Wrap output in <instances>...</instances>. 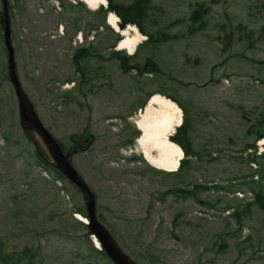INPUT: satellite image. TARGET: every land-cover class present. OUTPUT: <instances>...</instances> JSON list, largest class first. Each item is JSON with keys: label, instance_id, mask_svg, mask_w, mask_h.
I'll use <instances>...</instances> for the list:
<instances>
[{"label": "rangeland", "instance_id": "rangeland-1", "mask_svg": "<svg viewBox=\"0 0 264 264\" xmlns=\"http://www.w3.org/2000/svg\"><path fill=\"white\" fill-rule=\"evenodd\" d=\"M150 1L162 12L148 31L166 29L178 37L157 49L137 45L134 61L142 65L152 58L163 73L158 76L121 73L111 55L130 54L117 48L123 36L108 25L101 3L93 10L84 0H7L22 90L66 150L81 135L94 141L71 162L94 193L97 216L132 261L264 264V213L251 205L254 194H264V153L246 136L251 119L264 114V0ZM197 4L209 14L205 30L189 37L188 18ZM228 34L232 44L222 52ZM79 49H88L89 56L74 63ZM155 95L175 104L168 96L174 97L190 119L195 154L174 176L178 169L152 168L137 145L141 133L135 123ZM174 188L181 193L164 195ZM76 208L84 209L81 195L42 166L20 129L2 37L4 251L29 249L35 264H112L87 237Z\"/></svg>", "mask_w": 264, "mask_h": 264}, {"label": "trees", "instance_id": "trees-1", "mask_svg": "<svg viewBox=\"0 0 264 264\" xmlns=\"http://www.w3.org/2000/svg\"><path fill=\"white\" fill-rule=\"evenodd\" d=\"M79 1V0H76ZM107 3V7L103 10L104 15L113 14L118 19V28L123 31L127 26H132L137 29V31L146 38L144 46H150L152 49H157L159 46L167 44L171 41L178 40L177 36H172L168 33L166 29L156 30L154 33H150L148 28L156 27L158 24V20L156 18L157 15L161 14V9L157 5L153 4L150 0H132L128 4L117 3L114 0H105ZM79 4H82L79 2ZM101 10V9H100ZM209 14V8H206L203 4H197L196 8L193 9L191 15L188 18L189 27L187 29V36L191 37L198 33H201L205 30L206 17ZM3 33V16L0 8V39L2 40ZM221 49L222 52H226L232 44L231 35L228 34L222 40ZM139 47L133 56H127L122 53H113L111 58L115 60L118 64L119 70L122 74L127 75L131 72H135L136 75L142 76L145 74H150L154 76L162 75V71L158 64L152 58H146L142 65L136 63L134 60L136 53L138 52ZM89 56L88 49H79L75 52L73 56V62L77 63L81 58ZM161 96L166 97L165 94L157 93ZM168 98L173 101L175 104L180 106L178 101L172 97L168 96ZM181 107V106H180ZM183 113L182 125L180 128L176 130V133L173 137L170 138V141L177 145L181 151L183 152L184 159L180 162L179 168L177 172L172 173L173 176L179 174L184 170L187 166L188 157L195 154L191 149V142L189 133L191 130L190 119L187 111L181 107ZM247 136H253L255 141L264 140V114L261 113L256 117H253V122L248 126L246 131ZM59 144L62 151H66V149L61 145V143L56 140ZM254 141V142H255ZM248 148L253 149L254 144L249 145ZM36 153V152H35ZM38 160L41 162L42 166L45 169H52L49 165L44 161V159L36 153ZM53 170V169H52ZM54 171V170H53ZM55 175L63 178L56 172ZM200 190H207L204 187H199ZM181 193V191L177 189H169L165 192L166 194H175ZM190 197L193 195V191L187 193ZM255 205L262 213H264V194H254V199L251 205ZM73 214L79 215L82 218H86V214L84 209L76 208L74 209ZM98 220L102 223L100 217ZM83 228H86L85 225L81 223ZM87 237H90V234L86 233ZM101 255L105 256L102 251H98ZM35 254L32 253L29 249H23L21 252H5L4 245L0 241V264H35ZM106 257V256H105ZM107 259V258H106ZM108 260V259H107ZM109 261V260H108Z\"/></svg>", "mask_w": 264, "mask_h": 264}, {"label": "water", "instance_id": "water-1", "mask_svg": "<svg viewBox=\"0 0 264 264\" xmlns=\"http://www.w3.org/2000/svg\"><path fill=\"white\" fill-rule=\"evenodd\" d=\"M3 16V42L6 51L7 76L14 92L18 109V121L23 135L33 144L36 153L69 183L81 195L86 221L83 223L90 237L97 241L98 247L112 264H137L132 261L119 247L108 229L98 220L96 213V199L94 193L85 183L80 174L71 164V158L78 151L63 152L39 120L34 107L22 90L19 82L14 50L11 46L10 25L8 17L7 0H0Z\"/></svg>", "mask_w": 264, "mask_h": 264}, {"label": "bare ground", "instance_id": "bare-ground-1", "mask_svg": "<svg viewBox=\"0 0 264 264\" xmlns=\"http://www.w3.org/2000/svg\"><path fill=\"white\" fill-rule=\"evenodd\" d=\"M88 8L95 10L96 5L105 4L103 0H85ZM117 17L108 15L107 23L117 32H121L123 38L118 43L117 48L124 49L128 54H132L138 44L144 40L143 36L132 26L120 31L117 25ZM131 32L133 36H130ZM181 112L175 104L167 101L159 95L152 96L140 117L135 123L136 128L141 133L137 145L145 161L156 170L164 172H175L183 158L182 151L169 138L175 129L181 126ZM75 217L82 222L85 219L79 215ZM93 241L97 243L94 239Z\"/></svg>", "mask_w": 264, "mask_h": 264}, {"label": "flooded vegetation", "instance_id": "flooded-vegetation-1", "mask_svg": "<svg viewBox=\"0 0 264 264\" xmlns=\"http://www.w3.org/2000/svg\"><path fill=\"white\" fill-rule=\"evenodd\" d=\"M260 65H264V61ZM252 122H253V118L251 119V123ZM90 140L91 141L84 139L83 135H81L80 137H77V139L71 141V147L70 148H73L72 150L76 149L78 152H82L83 150L87 151L89 149V147L94 143V141L92 139H90ZM84 146H85V149L82 148Z\"/></svg>", "mask_w": 264, "mask_h": 264}, {"label": "built area", "instance_id": "built-area-1", "mask_svg": "<svg viewBox=\"0 0 264 264\" xmlns=\"http://www.w3.org/2000/svg\"><path fill=\"white\" fill-rule=\"evenodd\" d=\"M261 146H262V144H261V143H259V144H258L259 152H261V151H262V148H261Z\"/></svg>", "mask_w": 264, "mask_h": 264}]
</instances>
